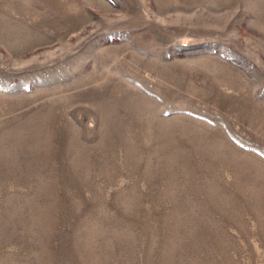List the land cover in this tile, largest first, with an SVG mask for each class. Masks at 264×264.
I'll return each instance as SVG.
<instances>
[{"label": "rangeland", "instance_id": "rangeland-1", "mask_svg": "<svg viewBox=\"0 0 264 264\" xmlns=\"http://www.w3.org/2000/svg\"><path fill=\"white\" fill-rule=\"evenodd\" d=\"M0 264H264V0H0Z\"/></svg>", "mask_w": 264, "mask_h": 264}]
</instances>
